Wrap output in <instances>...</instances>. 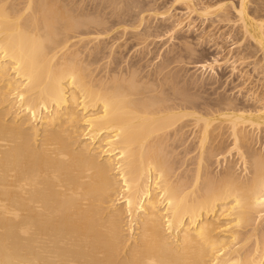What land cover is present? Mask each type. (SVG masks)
I'll return each instance as SVG.
<instances>
[{
    "label": "bare ground",
    "instance_id": "obj_1",
    "mask_svg": "<svg viewBox=\"0 0 264 264\" xmlns=\"http://www.w3.org/2000/svg\"><path fill=\"white\" fill-rule=\"evenodd\" d=\"M240 3V30L261 52L264 77V20H249ZM254 3L263 13L264 0ZM65 7L0 0V264H264V150L248 131L264 128V96L255 112L223 98L192 114L193 92L102 69V42L88 45L107 25ZM190 116L199 148L181 159L169 143ZM218 120L243 175L230 160L212 170Z\"/></svg>",
    "mask_w": 264,
    "mask_h": 264
},
{
    "label": "rangeland",
    "instance_id": "obj_2",
    "mask_svg": "<svg viewBox=\"0 0 264 264\" xmlns=\"http://www.w3.org/2000/svg\"><path fill=\"white\" fill-rule=\"evenodd\" d=\"M130 1L59 0L63 6H67L65 8L70 10L72 15H74L73 17H85V19L88 20L94 19L93 21H95V23H102L100 29L105 28L107 25L105 28L107 29L108 27L106 30L107 32L105 31L106 33L101 32L103 35L98 33L101 40H94L91 42V44L89 43L90 45H88V49H90L91 46L94 47L97 45L98 41L99 43L102 42V44H100L101 49H104L103 53H105L103 59L104 61L102 60V62L99 64V66L103 67H101L102 69L108 70L110 67L117 66V68H119V73H135L136 71L141 78H150V80L157 83H166V81H169L166 83L167 86L169 84L170 87L176 86L178 89L181 88L180 90L186 89L189 94L193 92L192 94L200 99L197 100V107L195 109L194 107H192V109L189 107V111L187 110L192 114H197L201 111V115H206L208 110L210 112L217 110L218 102L223 98L224 100H228V102L230 101L231 104L238 106L240 110L244 108L245 110H248V108L250 110V108L253 109L254 107L260 108V98L264 96V77L262 72L263 60L261 52L258 54L252 52L251 49L246 48V45H248V40L247 37L243 36L244 34L241 33L242 24H239L243 21H240V17L234 11L236 8L238 9L240 7V2H242V0H135L136 2H134V5L136 8L133 7L132 14L131 11H128V7L126 8V5ZM244 1L246 12L249 8V11L246 14V17L248 19L250 18L249 20H251V18H255L256 20H264V12L262 13L261 11H256L257 9L254 7V0ZM222 15L226 16L224 17ZM93 21L89 23H93ZM123 27H125L127 30H125ZM98 34L94 33L93 35L96 36ZM140 40L142 41L139 42ZM191 50L192 52H190ZM192 53L194 56H192ZM118 56L120 58H118ZM117 60L118 62L116 64ZM214 60L219 62L213 70L211 68H208L207 70L197 68L196 70L197 64L206 62L212 63ZM192 67L194 69H192ZM124 68L125 70H123ZM178 76L180 77L178 78ZM164 79L165 82L162 81ZM185 108L188 109V107ZM253 111L255 112L257 110L254 108ZM190 117H187V120L189 121L188 123H191L192 121L194 122V117ZM186 122L185 120L182 122V125L185 123L184 125L186 126L182 134L183 136L180 138L183 139L186 137L188 140L184 138L183 143V140L179 139V142L177 139L169 143L171 149L173 142H175L173 148L174 146H181L179 151L177 150L178 148L172 149L175 150V156L181 153L183 156L184 154L183 157L181 156V159L185 157V153L188 151L189 147L192 146L189 149L193 148L191 151H195L197 153V147L199 146V133H197L199 129L193 125V122L190 124L191 126L189 124L187 125ZM223 122L227 124L225 120H220V125L218 122L217 125L223 129L225 128L222 130L224 135H222L221 138L219 137L215 142L216 145L217 142H222V144H219L223 147L220 146L221 150H217H220L218 152L220 153L218 159L221 160V162H219V160L216 158L215 161L218 162H214L215 164L213 163L212 170L217 173H219L218 171L221 172V170L224 171V168L226 167L225 165H228V161L230 160L231 162L234 161L233 164H236V173L239 174L241 172L240 174L243 175L245 174V171L243 170V166H240V156L239 153H237L238 151L232 150V153H229L232 147V140L229 138V131L226 129V125ZM186 127L187 131L185 130ZM249 127L250 129H248ZM249 127L247 128L248 131L252 130L249 134L252 136L255 135L254 137L256 138H254L255 141L252 142V146L257 150H264V128L261 129L263 131L260 130V127L256 129L258 132H254L251 126ZM193 128L195 130H193ZM196 130L197 132H195ZM193 133H197L198 136L196 137V134ZM191 139L192 141H190ZM189 143L191 145H189ZM260 152L264 154L262 150ZM222 153H224L223 157H226L227 159L224 160L223 157V159L221 158ZM193 154L194 153H191L190 156H187L190 158ZM218 163H221V165Z\"/></svg>",
    "mask_w": 264,
    "mask_h": 264
}]
</instances>
